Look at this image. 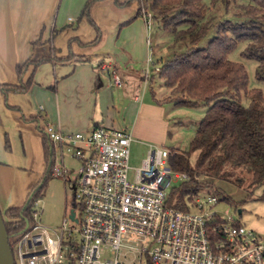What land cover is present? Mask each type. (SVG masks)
I'll return each mask as SVG.
<instances>
[{
	"label": "trees",
	"instance_id": "obj_1",
	"mask_svg": "<svg viewBox=\"0 0 264 264\" xmlns=\"http://www.w3.org/2000/svg\"><path fill=\"white\" fill-rule=\"evenodd\" d=\"M107 3L117 10L136 5V15L121 24V28L140 18L144 10L152 15V21L174 35L179 48H184L170 60L154 62L158 68L154 72L169 92L157 100L152 91L157 104L174 103L185 107L202 102L211 104L188 151L169 150L168 165L173 171L186 174L187 180L170 189L167 204L189 212L197 198L215 196L218 203L224 201L238 207L241 202L228 195L219 182L240 186L246 178H249V189H261L258 201H264V94L260 89H248L245 66L230 59L240 43L246 44L242 55L257 62L256 77L264 82V0H212L210 8L203 0H87L76 24L66 28L78 30L87 24L95 37L88 42L78 36L69 39L68 53L64 57L55 53V31L52 39L40 37L32 42V55L16 66L18 83L0 86L3 97L27 93L33 84L34 71L44 64L90 62L93 57L75 52L73 45L85 50L101 43L104 30L95 11ZM220 11L224 14L219 15ZM212 30L216 34L207 45L198 46ZM153 79L152 76L150 83ZM6 148L9 149V143ZM53 165L54 154L44 177L31 189L24 205L2 212L12 253L11 240L19 241L35 224L37 212L33 206L43 196ZM251 193L253 191L249 195ZM215 228L209 229L212 245L223 240Z\"/></svg>",
	"mask_w": 264,
	"mask_h": 264
},
{
	"label": "built area",
	"instance_id": "obj_2",
	"mask_svg": "<svg viewBox=\"0 0 264 264\" xmlns=\"http://www.w3.org/2000/svg\"><path fill=\"white\" fill-rule=\"evenodd\" d=\"M141 17L149 32L152 15L143 10ZM152 45L148 34L149 57L142 71L145 84L155 67ZM104 69L112 85L122 87L114 67ZM45 134L56 151L52 177L68 175L66 155L79 164L75 196L81 216L72 210L57 230L42 226L35 216L34 226L13 250L15 264H264V237L231 215L211 211L218 204L215 196L197 198L189 212L167 204L168 191L187 180L186 174L168 165L167 149L151 148L130 181L133 137L125 129L97 126L86 133H63L48 124ZM211 226L223 238L213 245ZM123 236L141 241L135 249L137 263L120 260Z\"/></svg>",
	"mask_w": 264,
	"mask_h": 264
},
{
	"label": "crops",
	"instance_id": "obj_3",
	"mask_svg": "<svg viewBox=\"0 0 264 264\" xmlns=\"http://www.w3.org/2000/svg\"><path fill=\"white\" fill-rule=\"evenodd\" d=\"M86 2L0 0V86L18 83L16 66L32 55V42L40 37L52 39L55 31L53 46L59 57L68 53L69 39L78 36L85 42L91 41L95 33L88 25L89 28L81 25L78 30L66 28L76 24ZM131 9L117 10L111 3L96 9V19L104 30L101 43L85 50L73 45L75 52L91 55L90 62L44 64L34 71L33 84L27 93L11 94L5 99L0 91V175L8 185L7 192L4 188L1 192L3 212L22 207L31 189L44 177L53 154L56 162L54 144L45 134L48 124L63 133H86L97 126L122 129L125 125L132 137L150 139L149 131L137 125L147 110L163 120L159 124L164 133L167 126L164 104H141L136 94L128 102L130 115H127L129 108L125 118L121 115L124 124L120 126L112 118L120 98L117 91L123 85L114 87L104 67L113 66L124 81L134 78V67L149 57L144 19L140 17L120 27L136 15L137 8ZM67 30L72 31L64 35ZM138 74L142 79V70ZM123 109L124 112L126 108ZM110 111L111 115H106ZM14 141L18 142V152Z\"/></svg>",
	"mask_w": 264,
	"mask_h": 264
},
{
	"label": "rangeland",
	"instance_id": "obj_4",
	"mask_svg": "<svg viewBox=\"0 0 264 264\" xmlns=\"http://www.w3.org/2000/svg\"><path fill=\"white\" fill-rule=\"evenodd\" d=\"M211 1L212 0H203V3L206 7L210 8ZM238 1L246 2V0ZM136 8V5H134L132 9ZM218 14L219 13H217V15ZM223 14L224 11H220L219 15ZM82 26L85 28L88 27L87 24H83ZM71 31L72 30H67L64 35ZM83 33L87 34L85 31H83ZM147 34H149V38L153 44L152 46L154 51L151 56L155 60L157 59L165 62L184 50V48H179L178 44L175 42L174 35L163 30L161 25L154 20L152 21L151 29L149 32L147 31ZM215 34L216 32L212 30L198 46L205 47ZM70 36H73V34L71 33ZM245 47L246 44L240 43L236 50L231 53L230 59L245 66L249 76L248 89H260L264 94V82H260L256 77L257 62L242 55ZM146 62L147 59L142 63L137 64L132 70L135 77L124 81L122 80L123 87L117 91L120 93V98L116 104V109H114L112 118L115 123L119 122L121 124L120 126L124 124L122 119L123 117L125 118L124 114L128 108L127 115H130L131 111L128 102L134 99V94L139 95L141 104H147L156 102L153 99L152 91L156 95L155 98L157 100L163 99L167 96V93H169L163 85V80L160 79L156 72L153 71L156 67H154L151 71V75L154 77L152 83L149 81L145 84L144 77L141 79L138 73L140 70L143 71L146 69ZM157 67H159V65H157ZM244 104L247 105L248 101L245 100ZM210 106L211 104L203 102L194 107L176 106L174 103H164L166 114V119H164V121H166L167 125L164 133H162L161 125L159 124V120L162 119L156 114L153 115V113L146 110L145 118L142 114V119L137 125L140 128L142 127L141 129L149 131L151 138L145 139L137 137L136 135L133 137L129 157L130 181H134L136 171L142 166V163L146 159L148 151L151 148H164L168 151L172 150L180 153L188 151L190 142L194 138L197 127ZM123 108H126L124 112ZM111 111L106 113V115L110 116ZM124 126L125 125H123L122 129H125ZM128 126V130L131 131V125ZM14 142L15 151L18 152V142ZM65 162L66 167L69 170L68 175L65 178L49 177L43 196L38 199L39 204H34L33 206V210L37 212L36 216L39 223L51 230L59 229L64 219L70 216L72 210L76 211L79 218L81 216L79 211V201L75 196L78 191L75 179L77 177L79 164L76 160L70 158L69 155H66ZM0 179H4L2 175H0ZM5 183L6 182L2 180L0 198L3 188L7 192L8 185ZM219 185H221L226 190L228 195H230L235 201L241 203L238 207H235L224 201L219 202L211 209V211L217 212L223 217L231 215L234 217L235 221L244 225L248 230L264 237V201H258L261 189H249V178H246L240 186L224 182H219ZM251 191H253V193L249 195ZM1 204L2 202H0V210L3 212L4 208ZM239 212H241V214H239ZM17 242L18 241L14 238L11 240L12 248H15ZM121 243L122 247L120 249V260L129 263H137L138 256L135 249L141 246V241L135 236H123Z\"/></svg>",
	"mask_w": 264,
	"mask_h": 264
},
{
	"label": "water",
	"instance_id": "obj_5",
	"mask_svg": "<svg viewBox=\"0 0 264 264\" xmlns=\"http://www.w3.org/2000/svg\"><path fill=\"white\" fill-rule=\"evenodd\" d=\"M241 214V212H239ZM74 218V213L72 214ZM29 225H27L28 228ZM0 264H15L8 233L0 210Z\"/></svg>",
	"mask_w": 264,
	"mask_h": 264
}]
</instances>
